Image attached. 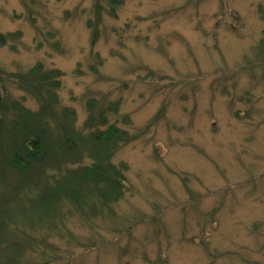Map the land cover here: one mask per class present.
Listing matches in <instances>:
<instances>
[{
	"label": "rangeland",
	"instance_id": "obj_1",
	"mask_svg": "<svg viewBox=\"0 0 264 264\" xmlns=\"http://www.w3.org/2000/svg\"><path fill=\"white\" fill-rule=\"evenodd\" d=\"M113 7L0 0V34L22 33L0 43V80L59 68L56 94L77 128L95 100L133 138L114 154L129 166L124 196L94 214L65 200L43 222H21L35 245L16 264H264V0ZM39 193L10 203L20 218L36 215L25 198Z\"/></svg>",
	"mask_w": 264,
	"mask_h": 264
},
{
	"label": "trees",
	"instance_id": "obj_2",
	"mask_svg": "<svg viewBox=\"0 0 264 264\" xmlns=\"http://www.w3.org/2000/svg\"><path fill=\"white\" fill-rule=\"evenodd\" d=\"M110 1L114 14L122 0ZM8 37L21 38L22 33L0 34V43H6ZM93 39L97 40V33ZM62 74L59 68L46 70L43 63H37L25 73L5 78L16 80L20 90L34 95L38 110L25 106V97L14 98L9 85L0 80V186H5L0 190V264H16L25 251L33 249L35 236L21 228V222H43L44 217L56 214L65 200L80 210L90 206L94 214L98 207L117 203L126 190L129 166L114 163V154L133 138L117 123H109L104 108H97L95 100L90 102L91 115L84 127L77 128L74 110L62 108L56 94ZM62 167L66 168L63 173ZM50 169L58 170L59 175L47 176ZM10 175L15 182L8 184L4 181ZM30 187L40 191L36 198H25L36 215L20 218L10 203L20 201V193Z\"/></svg>",
	"mask_w": 264,
	"mask_h": 264
}]
</instances>
